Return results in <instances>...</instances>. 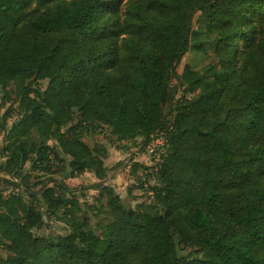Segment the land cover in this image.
<instances>
[{
	"label": "trees",
	"instance_id": "trees-1",
	"mask_svg": "<svg viewBox=\"0 0 264 264\" xmlns=\"http://www.w3.org/2000/svg\"><path fill=\"white\" fill-rule=\"evenodd\" d=\"M115 2L0 0V100L13 83L19 114L1 165L19 183L0 194V264H264V0H129L118 27ZM33 4L42 10L29 13ZM196 12L216 63L182 68L176 77L191 96L173 102L166 122L162 107L173 101L170 81ZM43 81L44 90L32 87ZM91 123L145 145L165 132L157 169L131 171L154 214L127 208L104 184L106 146L76 133ZM52 159L70 178L92 173L100 182L105 225L63 183L34 191L30 173L45 175ZM74 211L86 214L81 222ZM59 214L66 235L35 234L44 215Z\"/></svg>",
	"mask_w": 264,
	"mask_h": 264
},
{
	"label": "rangeland",
	"instance_id": "rangeland-1",
	"mask_svg": "<svg viewBox=\"0 0 264 264\" xmlns=\"http://www.w3.org/2000/svg\"><path fill=\"white\" fill-rule=\"evenodd\" d=\"M129 0H116L115 14L111 16L110 24L119 26L122 15L128 6ZM36 4H33L30 12L40 11ZM264 27V24L262 25ZM118 29V28H117ZM191 43L189 51L182 57L180 63L175 68V75L170 81V90L173 94V101L167 103L162 107V118L164 121H170L172 117V109L174 101L181 97L182 93H185L184 87L179 83L177 75H180L182 68L187 65L191 69L199 71L204 65L211 63L215 64L216 59L212 55L210 48V41L213 38L212 34L207 32L205 23L200 17L199 12H196L192 17L191 27ZM123 36H118L117 40H122ZM46 82L33 83L32 87L45 89ZM6 97L0 100V122L4 123V130H0V194L4 197L11 195V190L14 184L19 183V180L15 176L5 173L1 165L5 162L7 155L4 152V148L7 145L5 140L6 131L13 125L19 118L18 114V102L15 95V87L13 83L6 85ZM2 94L0 92V98ZM77 115L74 114V119ZM75 122L72 123V125ZM70 127L66 125L62 128L63 131ZM76 133L80 139L87 145L93 146L94 144H103L107 149V157L105 160L106 167V179L105 185L113 187L114 191L118 193L121 201L127 208L135 209L136 206L139 210L146 212L150 215L156 212L153 206L151 194L147 191V187H142L141 183L137 182L136 179L131 175L133 169V155L135 149H138L140 158L138 159L141 163L146 164L144 159V147L145 144L141 140L132 139L129 141H118L116 136L112 133L111 129L105 125L91 123L84 125L76 130ZM30 140H37V133L35 130L30 131ZM50 146L56 147L53 141H48ZM66 161V159H65ZM30 170V164L26 163L21 173L26 174ZM68 169L65 168L63 162L51 160L48 164L45 175L41 172H31L30 177L33 183L37 182L38 185L34 188V191L39 190L44 185H52L53 181L63 183L73 192V197L77 199L81 204H85L86 207L97 208L96 218L100 225H105L108 221L106 210L104 209L105 200L101 193L100 182L94 177L92 173H84L77 177H68ZM50 181V182H49ZM152 180H148L147 185ZM13 191V190H12ZM61 212V211H60ZM86 216L82 211H74L73 219L76 222H81L82 218ZM66 220L61 214L49 217L44 215V226L35 231L38 236H44L51 239H56L59 236H64L69 232V226H67ZM93 221V220H92ZM1 244V242H0ZM182 255L190 253L189 249H182ZM5 252L0 246V257L4 256Z\"/></svg>",
	"mask_w": 264,
	"mask_h": 264
},
{
	"label": "built area",
	"instance_id": "built-area-1",
	"mask_svg": "<svg viewBox=\"0 0 264 264\" xmlns=\"http://www.w3.org/2000/svg\"><path fill=\"white\" fill-rule=\"evenodd\" d=\"M185 98H189L190 94L182 95ZM135 149L133 155V162L143 165L151 170H156L157 167L165 159L168 151V144L166 142V134L164 131H156L152 136L150 141L145 145L144 159L146 164L141 163L138 159L140 158L139 153Z\"/></svg>",
	"mask_w": 264,
	"mask_h": 264
}]
</instances>
